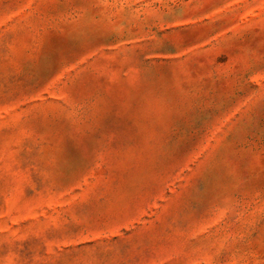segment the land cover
I'll return each mask as SVG.
<instances>
[{
	"label": "rangeland",
	"instance_id": "obj_1",
	"mask_svg": "<svg viewBox=\"0 0 264 264\" xmlns=\"http://www.w3.org/2000/svg\"><path fill=\"white\" fill-rule=\"evenodd\" d=\"M0 264H264V0H0Z\"/></svg>",
	"mask_w": 264,
	"mask_h": 264
}]
</instances>
